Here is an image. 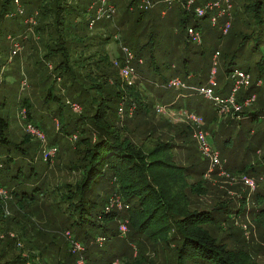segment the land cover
Segmentation results:
<instances>
[{"label": "trees", "instance_id": "trees-1", "mask_svg": "<svg viewBox=\"0 0 264 264\" xmlns=\"http://www.w3.org/2000/svg\"><path fill=\"white\" fill-rule=\"evenodd\" d=\"M35 1L39 3L43 16V22L40 20L36 33L50 36L52 44H47L46 41L45 57H49L47 60L54 66L52 72L55 79L61 81L65 78L69 93L78 98L77 103H65L78 119H72L71 127L63 124L59 128V131L73 142L72 146H65L66 150H63L61 155L65 156L63 161L61 156L57 158L60 161L58 171H68V177L61 181L56 180L53 183L45 170L40 174L32 165H28L26 170L9 156L5 161H0V190L4 191L7 197L8 192L11 195V216L8 220H5L0 207V236L3 238L0 241V264H46L50 259L54 264H79V260L85 261L84 264H111L118 260L124 261L125 264H264V260L259 259L264 252L253 254L249 248L250 243L241 244V230L238 228L233 231L234 224L230 220L247 213L245 216L255 222L257 230L262 228L260 233L264 245V200L261 198L264 196L256 194L253 201L256 207L252 206L248 212L245 206L249 199L245 197L239 201V206L234 211H228L225 203H221L223 201L213 203L210 207L201 203V197L205 194L204 172L207 164L212 169V159L201 152L196 138L197 132H202L209 148L217 153L218 165L213 167L216 171L221 169L222 161V154L213 149L215 145H210L207 136L209 134L205 132L206 125L198 119L196 112L183 111L181 107L176 109L188 115L195 127L193 131L189 126L180 124L173 127L174 134L165 133L161 131V127L163 124L170 126L167 120H163L162 125L153 123L156 122V113L164 111V105L155 101L154 111L153 104H149L146 98L140 95V86L137 83V75L140 74L136 73L134 68V62L139 65L143 63L141 57L146 44L138 47L137 40L133 43L128 39L121 41L119 56L111 62L105 47L110 37L120 30L123 20L115 19L117 4L112 0H97L87 7L85 12L89 14L94 5H97L98 20L104 15L105 21L113 27L109 30L107 27H101L102 30L98 31L97 35L87 34L85 49L76 54L74 50L78 48V41H75L71 48L66 47L61 32L64 28V6L72 5L74 0ZM172 1L130 0L126 14L139 7L135 13L136 21L140 23L146 12L154 11L156 4L169 8L171 5L168 4ZM176 1L185 15L180 26L188 38L186 43L189 46L190 42L200 45L202 41L197 30L198 25L189 21L206 16L205 12L209 10L197 15L194 9L201 7L207 0ZM215 1L220 2L221 10H226L218 14V17L226 16L227 13L230 15V12L232 16L233 6L230 0L229 7L222 0ZM12 2L13 0H0V22L12 12ZM231 2L234 9L237 3V22L243 26L245 34L241 35L237 47L226 54L228 68L225 72L227 76L230 72L231 75L235 71L243 72L254 81L258 79L261 82L260 78L264 79V55L261 59H256L260 44H255L256 40L251 37L264 34V0ZM249 15L255 18V28L248 24ZM213 26L215 28L216 24ZM228 26L229 23L224 25ZM57 27H60L59 31ZM86 27L94 30L96 21L89 17ZM189 29L197 36L189 35ZM217 31L220 32L219 29ZM243 50H246L245 58L252 63L254 75L249 71L231 68ZM199 56H202L201 52ZM194 59L200 58L196 56ZM191 66L188 59L184 60L181 69L177 71L178 75L182 74L185 80L192 78L189 75ZM127 67L133 69L132 73ZM209 73L207 84L201 85L198 82L197 85H191L196 96L203 97L197 89L212 87L213 83L217 86L213 71L210 70ZM254 81L248 89L243 90L242 97L235 99L239 107L237 112L221 110L219 104L211 101L216 116L225 120L221 125V121L218 124L219 139L229 136L227 134L233 128V123H238L243 118L250 119L249 122L252 123L259 121L258 116L264 115L263 104L259 107H248L242 101L243 97L251 94L255 95L254 101L261 99L262 95L254 93ZM183 84L170 87L166 83V86L170 89H190L186 81ZM231 89L232 85L227 92L218 89L216 95L221 99L229 98L232 95ZM51 97L47 95V99ZM52 98L60 102L59 98ZM22 119L26 120V125L37 128L30 120L28 110L22 113ZM117 123L123 126H118ZM6 127V121L0 118V144H9L3 136ZM192 135L194 140L190 138ZM189 138L192 143L196 142L201 158L206 160L194 156L195 147H189L192 144ZM176 140H180L181 144L176 143ZM225 143H228V138L222 142L224 147ZM179 148L189 154L186 164L177 161ZM236 170L248 179L245 177L243 166ZM261 179L264 181V177ZM256 185L258 187L259 184ZM2 194L0 192V195ZM39 205L48 208L47 222L53 224L54 230L59 232V239H56L54 234L46 233L41 235L46 243H38L40 238L34 237V240L32 235L24 231L23 225L19 232L24 240L21 245L17 235L15 237L10 232H4L3 225L8 226L14 222L18 226L16 215L19 210L24 211L21 217L26 222H31L27 217L37 212ZM26 207L28 214L25 212ZM62 233L71 234L72 237L66 241ZM120 234L126 235L124 240L118 239ZM97 239L102 242V247L94 242ZM76 240L85 243L86 250L82 257L69 251L68 245L70 242L74 244ZM236 242L240 244L236 245ZM90 244L92 246H89ZM33 259L35 263H31Z\"/></svg>", "mask_w": 264, "mask_h": 264}, {"label": "rangeland", "instance_id": "rangeland-1", "mask_svg": "<svg viewBox=\"0 0 264 264\" xmlns=\"http://www.w3.org/2000/svg\"><path fill=\"white\" fill-rule=\"evenodd\" d=\"M96 1L74 0L72 5L64 6V28H62L61 32H63L66 47L71 48L74 42L78 41V48L74 50L76 54L85 49L87 34L95 33L97 35V32L102 30L100 29L101 27L103 29L107 27L108 30L113 27L108 21H105L104 15H102L101 20H98L96 13L97 5H94L89 14L85 12L91 3ZM112 1L117 4L115 19L122 18L123 20L120 30L115 35L116 37H110L105 47L111 62L119 56L121 41L123 42L128 39L133 43L134 40H137L136 46L138 47L139 45L146 44L144 45L145 49L141 57L143 63L139 65L137 62H134L136 73L140 74L137 75V83L140 86L138 87L139 93L140 95L142 94V97L146 98L145 100L149 104H153L154 111L155 101L161 103L160 105H171L170 107L163 106L164 111L156 113L158 114L155 115L156 122L153 121V123L162 125V121L167 120L170 126L163 124L161 127V131L165 133L174 134L173 127L180 124L189 126L191 131H193L195 127L189 120L188 115L177 111L180 109L176 108L181 107L183 111L193 110L189 112H196L198 119L206 125L205 132L209 134L207 136L210 145H215L213 149L222 154L220 157L222 160L220 162L221 169L216 171L215 168H209V164H205L207 167L204 172L206 176L203 177L205 194L201 197V203H206L208 204L207 207H210L213 203L223 201L221 203H225L229 208L228 211H234L239 206V201L245 197L249 199L246 201L247 205L245 206L247 212L252 206L256 207L253 203L254 196L256 194L264 196V181L261 179L264 177V115L258 116L259 121L256 120L252 123L249 122L250 119L245 118L242 121H238V123H233V128L227 134L229 136H223L222 139H219L220 135L217 134L218 124L221 121V125L225 120L219 119L213 111L212 102L203 97L196 96L191 86L199 84L198 82L201 85L207 84L211 70L215 77L213 78L217 83L215 87L217 91L221 89L227 92L231 85L232 88H235L230 76L231 72L227 76L225 71L228 68L226 54L237 47L241 35L245 34L243 26L237 22V3H235L234 9V4L230 0L233 6L232 16L230 12V15L227 13L226 16L218 17V9H216L205 12L206 16L204 18L191 19L189 21L191 24L198 25L197 30L200 33L202 42L200 45L190 42L189 46L186 43L187 37L183 34L180 26L185 15L181 12L179 8L181 6L177 4L176 0H173L170 4L165 2L171 5L169 8L156 4L154 11L150 10L146 12L144 19L140 23H137V13H135L139 10V7H135L134 12H130L129 8V12L126 14L130 0ZM207 1L214 2L215 0ZM222 1L228 7L230 6L228 0ZM203 4L200 6L202 7ZM10 10L12 12L0 22V118L4 119L7 123L3 136L9 142V144H0V161H5L6 157L9 156V158L17 160L26 170L28 169V165H32L40 174L45 170L46 174L50 176L51 182L54 183L56 180L59 182L63 178L68 177V174L66 175L68 171H65V173H63L64 170L63 172L58 171L60 161L57 158L64 153L63 150H66L65 146H72L73 143L71 142V138H67L62 131H59V128L63 124H68V127H71L70 123L72 119L77 121L78 117L65 103L67 101L77 103L78 98L69 93L65 78L61 81L55 79V74L52 72L54 66L51 64L52 62L47 60L49 57H45L47 52L44 45L46 41L47 44L51 45L52 41L49 38L50 36L38 35L36 33L40 20L43 22L42 10L39 7V3L35 0H13ZM212 16H216L215 28L210 22ZM89 17L96 21V28L94 30H89L86 27ZM247 20L249 26L255 28V18L249 15ZM228 23L229 26L224 27ZM56 29L59 31L60 27ZM56 29H53L55 35ZM246 30L249 29L246 28ZM117 38L119 40H116ZM251 38L256 40L255 44H260L256 59H261L264 55V34L260 36L256 34ZM249 44L252 45V42ZM200 52L202 56H199ZM196 56L200 59L195 60ZM246 56V50H243L238 55L236 64H233L231 68L249 71L250 74L254 75L252 63L245 58ZM186 59L189 60V64H192L189 72L192 78L189 80L183 79L182 74L178 75L177 72L181 69L182 63ZM51 60L55 62L54 59ZM260 79L262 80L261 82L258 79L254 81L250 76L248 83L243 81L239 89L235 88V99L242 97L241 93L243 90L248 89L254 81L256 88L254 93L258 96L262 95V100L258 99L254 101L255 98H253L252 102L249 100L246 102L245 100L249 96L254 95L251 94L243 97L242 101L248 107L264 105V79ZM172 80H179L182 84L186 81L190 89L167 88L169 86L173 87L169 83ZM166 83L169 86H166ZM47 95L59 98L60 102L55 101L52 97L47 99ZM26 110H28L32 123L37 125L38 129L35 128V133L31 132L26 125V115V120L22 119V113L26 112ZM117 124L118 126H123L119 123ZM138 128L140 130V126ZM37 132L42 134L41 138L37 135ZM190 138L193 139V135ZM190 138L189 141L192 143ZM227 138L228 143H225L226 147H224L222 142ZM175 142L181 144L180 140H176ZM193 145L195 147L194 156L201 158L202 156L196 147V142L192 143L189 147ZM54 147L57 149V152L54 151ZM47 148L53 150L50 152L49 160H45ZM178 152L177 161L181 164H186L189 154L180 148ZM64 157L61 156L62 161ZM190 158L192 159L191 156ZM201 159L204 160L205 158ZM240 166H243L245 177L248 179L237 173L236 169ZM11 168H13V165H11ZM208 173L212 174L208 175ZM256 184H259L258 187ZM261 198L264 200V197ZM10 201L11 195L9 192L8 197L5 194L0 195V207H2L4 212L5 220H8L11 216ZM37 210L33 215L27 217L31 222H26L21 217L24 211L19 210L16 215L17 221H19L18 226L14 222H11L8 226L3 225L5 227L4 232H10L15 237L17 235L21 245L24 240L20 237L19 232L23 225L24 231L32 235L34 240L35 238H40L38 243H46L44 237L41 236L46 233L50 235L54 234L56 239H59V232L56 229L54 230L53 224L47 222L48 208H45V205H39ZM25 212L28 214L27 207ZM245 215L247 213L239 216V218L230 219L234 224L233 231L239 228L243 239L241 244L250 243L249 248L253 251L252 253L261 254L264 252V245H262L263 242L261 240L262 228L260 229V233L255 227V222ZM62 236L65 237L66 241L72 237L68 233H62ZM125 237V234H120L118 239L124 240ZM2 239V236H0V241ZM94 242L98 246L101 245L102 247L103 245L99 239ZM74 243L70 242L69 247L67 246L69 251L71 254L82 257V253L86 250L85 243L79 240H76ZM235 244L239 245L240 243L236 242ZM89 246L92 245L90 244ZM259 246H262L263 249ZM132 250L135 253V248ZM259 259L264 260V255L259 257ZM154 260L159 263L158 260ZM33 262L35 263V259L31 260V263ZM79 262V264H84L85 261L79 260ZM46 264H54V262L50 259ZM111 264L125 263L118 260Z\"/></svg>", "mask_w": 264, "mask_h": 264}, {"label": "built area", "instance_id": "built-area-1", "mask_svg": "<svg viewBox=\"0 0 264 264\" xmlns=\"http://www.w3.org/2000/svg\"><path fill=\"white\" fill-rule=\"evenodd\" d=\"M212 9H218V14H222L223 12H225L224 10H221V5L219 1H214V2H207L204 4V6L201 7H196L194 9L195 14L197 15H201L204 11L207 10H212ZM21 12V11H20ZM217 14V16H218ZM216 22V17L212 16L211 17V23L213 25H215ZM189 35H194L195 37L197 36L196 34H193V30L189 29L188 30ZM127 70L132 73L133 69L130 67H127ZM231 79L233 80V84L234 87L239 89L240 85L242 84L243 81H246V83H248L249 80V76L244 74L243 72H239V71H235L232 75H231ZM171 86H183L184 84L181 83V81L179 80H172L169 82ZM216 85L213 83L212 87H208V88H200L197 89L198 93L200 95H202L204 98L210 100V101H214L215 103L219 104L221 106V110L224 109L226 112H229L231 110H233L234 112H237V110L239 109L237 103L235 102V97H234V93L236 92L235 88H232V95L229 98L226 99H221V97H219L218 95H216V89H215ZM253 96L249 97L247 100H245L246 102L249 101H253ZM246 105V103H244ZM29 130L33 133H35V128L33 126H29ZM37 135H39V137H42V134L37 132ZM196 138L197 141L199 143V148L201 150V152L206 155V156H210L212 161H211V167H215L216 165H218V158H217V153L216 152H212V150L209 148V145L206 143L205 141V137L203 136L202 132L199 131L196 133ZM54 149V148H53ZM52 149H49L46 153V158L50 157V152H52ZM54 151H56V148L54 149ZM0 192H2L3 194L5 193L4 191L0 190ZM75 244V243H74ZM76 246V245H74Z\"/></svg>", "mask_w": 264, "mask_h": 264}]
</instances>
